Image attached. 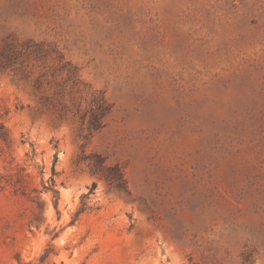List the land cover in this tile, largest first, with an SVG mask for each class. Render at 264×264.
I'll use <instances>...</instances> for the list:
<instances>
[{"label":"rangeland","instance_id":"rangeland-1","mask_svg":"<svg viewBox=\"0 0 264 264\" xmlns=\"http://www.w3.org/2000/svg\"><path fill=\"white\" fill-rule=\"evenodd\" d=\"M0 49L20 52L0 72V176L22 168L28 194L0 184V264H264V0H0ZM94 91L109 111L86 141L59 108Z\"/></svg>","mask_w":264,"mask_h":264},{"label":"trees","instance_id":"trees-1","mask_svg":"<svg viewBox=\"0 0 264 264\" xmlns=\"http://www.w3.org/2000/svg\"><path fill=\"white\" fill-rule=\"evenodd\" d=\"M23 51L30 48L29 42L25 45H22ZM17 51V50H16ZM23 52L24 55H29L28 53ZM56 53L57 60V68L54 71L55 73H65L64 82H80L78 76V68L72 64L71 61L65 59L64 55L61 52ZM20 52H15L14 50L0 49V72L12 67L14 65V61H16ZM44 75H41L36 81L35 86L39 89L42 85L41 78ZM67 105V104H66ZM62 103L61 108H59V116L66 115L67 112H71L73 117H79L82 124H86V134L83 136V139L86 141L89 140L94 133L98 132L103 127L102 119L106 116L109 111V105L103 95L101 93L95 92L92 94L91 104L90 106L81 113L80 107L77 105L73 110H69L68 107ZM0 141L7 144L8 137L7 131L4 125V122L0 120ZM31 154H35L34 148H32ZM90 160L93 162L90 163L89 170L93 175H100L106 184L117 191L128 193L127 181L124 177V173L122 168L118 164L108 165L105 164L104 158L100 155L92 153L90 154ZM52 176L54 175V170H51ZM25 178L24 170L22 168H17L15 173L8 174L6 176H0V184L3 186H10L13 189V192L16 194H20L22 196H27L26 186H25ZM49 186H44L43 189L46 191H50L53 193L54 201L53 207L57 210L58 207V192L53 188V180L49 179ZM95 188V183H93L89 189L87 194L82 196L81 206L75 214V219L79 214L83 213L87 209V196H89ZM73 220V221H74ZM52 245L45 250V253L41 257L40 261H45L50 253L52 252Z\"/></svg>","mask_w":264,"mask_h":264}]
</instances>
